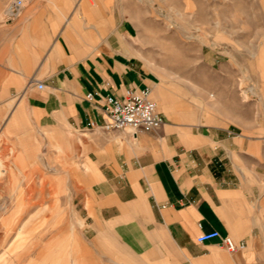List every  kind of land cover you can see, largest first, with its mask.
Instances as JSON below:
<instances>
[{
  "label": "rangeland",
  "instance_id": "obj_1",
  "mask_svg": "<svg viewBox=\"0 0 264 264\" xmlns=\"http://www.w3.org/2000/svg\"><path fill=\"white\" fill-rule=\"evenodd\" d=\"M9 1L0 0V29L17 30L28 20L30 2L19 19L1 23ZM114 4L138 13L137 42L156 77L152 98L166 118L154 136L177 140L178 127L194 135L230 128L235 136L249 137L259 157L264 0ZM10 86L0 81V264H147L121 238V223L129 219L105 209L113 203L108 195L126 181L124 173L108 177L111 168L122 174L118 146L133 156L126 145L134 135L40 126L23 90Z\"/></svg>",
  "mask_w": 264,
  "mask_h": 264
},
{
  "label": "crops",
  "instance_id": "obj_2",
  "mask_svg": "<svg viewBox=\"0 0 264 264\" xmlns=\"http://www.w3.org/2000/svg\"><path fill=\"white\" fill-rule=\"evenodd\" d=\"M114 1L31 0L24 25L0 29V81L23 90L40 126L88 130L104 123L107 97L156 88L137 42L138 13ZM177 129V140L134 137L133 156L118 146L122 174L111 168L108 177L126 181L105 209L129 219L122 240L147 264H264V140L258 157L230 128ZM213 230L246 248L198 243Z\"/></svg>",
  "mask_w": 264,
  "mask_h": 264
},
{
  "label": "built area",
  "instance_id": "obj_3",
  "mask_svg": "<svg viewBox=\"0 0 264 264\" xmlns=\"http://www.w3.org/2000/svg\"><path fill=\"white\" fill-rule=\"evenodd\" d=\"M29 1L10 0L4 9L1 23H10L19 19ZM37 85L40 90L44 88L43 84ZM88 98L91 99L92 96L88 95ZM105 117L102 125L89 122L87 129L90 131L101 130L106 133L128 131L137 137L143 134L157 133L166 125V118L153 100L152 90L149 88L143 90L127 88L122 99L113 96L107 97ZM214 240L219 241L221 247L230 253H237L246 248L244 242H238L230 236H223L218 230L203 233L197 239L201 244Z\"/></svg>",
  "mask_w": 264,
  "mask_h": 264
},
{
  "label": "bare ground",
  "instance_id": "obj_4",
  "mask_svg": "<svg viewBox=\"0 0 264 264\" xmlns=\"http://www.w3.org/2000/svg\"><path fill=\"white\" fill-rule=\"evenodd\" d=\"M31 1V0H30ZM29 1V2H30ZM23 13V12H22ZM32 82V84H30ZM30 83H29V86H33L34 84L33 83H35L34 81H31ZM152 90V89H151ZM212 97H214V96H212ZM159 101V100H158ZM160 102V104L162 105V109H163V111L167 114V115H170V114H168V112H167V110H166V107H165V105L163 104V100H160L159 101ZM165 104H166V102H165ZM215 105V104H214Z\"/></svg>",
  "mask_w": 264,
  "mask_h": 264
}]
</instances>
